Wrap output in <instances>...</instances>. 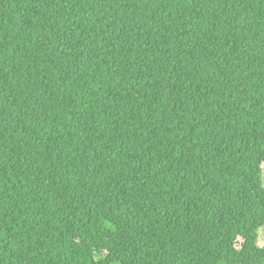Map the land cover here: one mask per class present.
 I'll return each mask as SVG.
<instances>
[{"label": "trees", "instance_id": "16d2710c", "mask_svg": "<svg viewBox=\"0 0 264 264\" xmlns=\"http://www.w3.org/2000/svg\"><path fill=\"white\" fill-rule=\"evenodd\" d=\"M264 0H0V264H264Z\"/></svg>", "mask_w": 264, "mask_h": 264}, {"label": "rangeland", "instance_id": "374dc122", "mask_svg": "<svg viewBox=\"0 0 264 264\" xmlns=\"http://www.w3.org/2000/svg\"><path fill=\"white\" fill-rule=\"evenodd\" d=\"M262 180L264 183V168L262 170ZM257 244L259 247L264 246V227H261L258 231V240H257Z\"/></svg>", "mask_w": 264, "mask_h": 264}]
</instances>
